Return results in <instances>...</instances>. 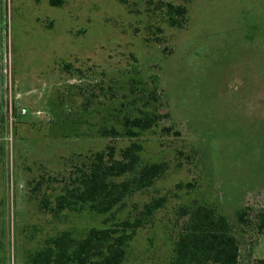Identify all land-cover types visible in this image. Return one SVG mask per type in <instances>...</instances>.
I'll return each mask as SVG.
<instances>
[{
  "label": "rangeland",
  "instance_id": "rangeland-1",
  "mask_svg": "<svg viewBox=\"0 0 264 264\" xmlns=\"http://www.w3.org/2000/svg\"><path fill=\"white\" fill-rule=\"evenodd\" d=\"M167 2L187 7L183 27L169 24ZM142 111L162 117L123 135ZM133 140L167 170L117 217L165 203L123 264H169L197 204L229 217L239 264L264 258V0H0V264H26L62 230L105 226L110 214L41 202L86 155Z\"/></svg>",
  "mask_w": 264,
  "mask_h": 264
},
{
  "label": "trees",
  "instance_id": "trees-1",
  "mask_svg": "<svg viewBox=\"0 0 264 264\" xmlns=\"http://www.w3.org/2000/svg\"><path fill=\"white\" fill-rule=\"evenodd\" d=\"M65 1L49 0L53 6H62ZM166 6L169 24L183 27L188 19L187 7L172 2H167ZM153 96L156 98L155 94ZM161 117L151 111L126 116L123 135L133 138L139 131L152 128ZM101 131L105 136L120 133L108 127ZM142 149L138 140L131 141L119 152L108 144L106 150L86 155L81 163L71 166L61 192L53 201L44 198L41 207L53 213L88 209L110 214L104 220L105 226L91 227L82 236L62 230L30 254L26 264H123L128 245L138 229L165 203V197L159 196L145 203L132 217H117L128 197L153 185L167 170L166 162H144ZM184 211L185 218L169 264H239L240 241L227 215L208 204H197ZM246 214L244 209L237 212L239 220L247 222ZM253 264H264V258L256 259Z\"/></svg>",
  "mask_w": 264,
  "mask_h": 264
},
{
  "label": "built area",
  "instance_id": "built-area-1",
  "mask_svg": "<svg viewBox=\"0 0 264 264\" xmlns=\"http://www.w3.org/2000/svg\"><path fill=\"white\" fill-rule=\"evenodd\" d=\"M22 112H25V108L22 109Z\"/></svg>",
  "mask_w": 264,
  "mask_h": 264
}]
</instances>
